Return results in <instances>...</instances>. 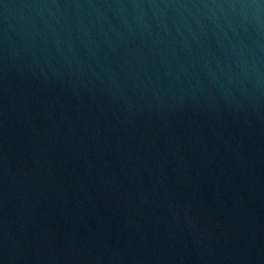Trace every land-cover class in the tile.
Masks as SVG:
<instances>
[{
    "label": "water",
    "instance_id": "95a60500",
    "mask_svg": "<svg viewBox=\"0 0 264 264\" xmlns=\"http://www.w3.org/2000/svg\"><path fill=\"white\" fill-rule=\"evenodd\" d=\"M0 264H264V0H0Z\"/></svg>",
    "mask_w": 264,
    "mask_h": 264
}]
</instances>
